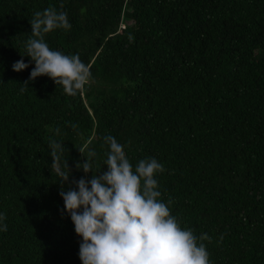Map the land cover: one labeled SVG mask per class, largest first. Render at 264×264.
<instances>
[{
    "label": "trees",
    "instance_id": "trees-1",
    "mask_svg": "<svg viewBox=\"0 0 264 264\" xmlns=\"http://www.w3.org/2000/svg\"><path fill=\"white\" fill-rule=\"evenodd\" d=\"M61 3L72 27L45 40L79 54L89 84L68 96L42 76L21 93L29 20ZM108 134L133 167L164 166L161 199L212 238L210 264H264V0H0V264H82L49 141L78 180L79 149L108 170Z\"/></svg>",
    "mask_w": 264,
    "mask_h": 264
},
{
    "label": "clouds",
    "instance_id": "clouds-1",
    "mask_svg": "<svg viewBox=\"0 0 264 264\" xmlns=\"http://www.w3.org/2000/svg\"><path fill=\"white\" fill-rule=\"evenodd\" d=\"M49 6L36 11L29 20L32 34L24 45L26 55L34 62L29 81H25L20 92H25L30 82L38 77H50L62 86L68 96L82 92L90 81V67L82 62L79 54L66 55L53 50L45 36L55 30H70L67 12ZM23 59L14 62L13 71L29 68ZM76 129L78 125H71ZM60 135V129L55 130ZM109 151L104 161L107 171H97L93 166L95 150L84 154L81 163L76 161L77 171L85 176L72 178L68 151L62 142L49 141L51 170L60 177L59 195L69 214L76 234L82 238L79 257L82 264H210L209 252L204 241L211 242L207 233L199 237L194 230L182 227L173 216L169 205L161 197L157 174L165 171L154 157L140 159L135 167L126 156L125 146L108 134L103 137ZM92 173L91 179L85 177ZM69 185L65 189L64 185ZM64 210H61L63 216ZM5 214H0V231H7ZM221 241L223 236L220 237Z\"/></svg>",
    "mask_w": 264,
    "mask_h": 264
},
{
    "label": "rangeland",
    "instance_id": "rangeland-1",
    "mask_svg": "<svg viewBox=\"0 0 264 264\" xmlns=\"http://www.w3.org/2000/svg\"><path fill=\"white\" fill-rule=\"evenodd\" d=\"M88 84H89V82L86 85H88Z\"/></svg>",
    "mask_w": 264,
    "mask_h": 264
}]
</instances>
